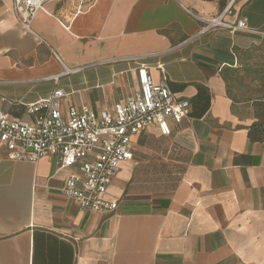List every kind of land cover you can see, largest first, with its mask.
<instances>
[{"label":"crops","instance_id":"obj_1","mask_svg":"<svg viewBox=\"0 0 264 264\" xmlns=\"http://www.w3.org/2000/svg\"><path fill=\"white\" fill-rule=\"evenodd\" d=\"M221 15L264 33V0H44L30 30L0 0L2 111L20 115L56 89L65 112L113 110L139 92L141 65L192 103L170 136L153 126L132 138L113 212L66 196L56 157L15 161L0 146V264H264V141L249 137L264 37L204 30Z\"/></svg>","mask_w":264,"mask_h":264},{"label":"built area","instance_id":"obj_2","mask_svg":"<svg viewBox=\"0 0 264 264\" xmlns=\"http://www.w3.org/2000/svg\"><path fill=\"white\" fill-rule=\"evenodd\" d=\"M14 2L16 15L30 30L44 0ZM202 21L206 24L204 30L226 29L264 37V33L250 28L245 20L229 24L221 15ZM137 72L139 92L128 101L116 103L113 110L96 112L86 106H71L65 112L66 93L62 89L25 106L20 115L0 108V146L15 161L36 163L44 157H56L60 168L70 171L62 191L81 210L115 211L118 204L107 198L108 190L123 164L134 159L132 138L153 126L163 136H170V121L181 124L191 112L190 101L171 92L167 76L156 83L147 66L141 65Z\"/></svg>","mask_w":264,"mask_h":264},{"label":"trees","instance_id":"obj_3","mask_svg":"<svg viewBox=\"0 0 264 264\" xmlns=\"http://www.w3.org/2000/svg\"><path fill=\"white\" fill-rule=\"evenodd\" d=\"M195 104L202 106V109L199 110V114L202 115L208 110V106L210 104V95L203 87H199V93L194 99ZM191 109H192V103ZM256 113L258 115L259 121L254 123L249 131V137L254 142H262L264 141V100H260L256 102Z\"/></svg>","mask_w":264,"mask_h":264},{"label":"rangeland","instance_id":"obj_4","mask_svg":"<svg viewBox=\"0 0 264 264\" xmlns=\"http://www.w3.org/2000/svg\"><path fill=\"white\" fill-rule=\"evenodd\" d=\"M240 75H238L237 74V76L235 75V74H233V77H230L229 78V80H230V82H229V85L231 86V87H233V86H240L241 87V85L243 84L242 83V81H239L240 80ZM259 87H261V90H260V92H262V88L264 87V83H259ZM258 90V89H257ZM256 91V90H255Z\"/></svg>","mask_w":264,"mask_h":264}]
</instances>
